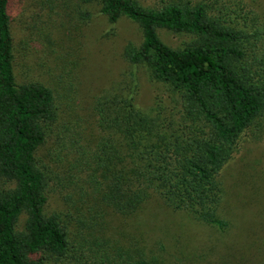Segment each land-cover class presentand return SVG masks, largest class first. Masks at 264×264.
I'll list each match as a JSON object with an SVG mask.
<instances>
[{
	"label": "trees",
	"instance_id": "1",
	"mask_svg": "<svg viewBox=\"0 0 264 264\" xmlns=\"http://www.w3.org/2000/svg\"><path fill=\"white\" fill-rule=\"evenodd\" d=\"M143 1L0 0V264L62 258L70 233L96 237L95 226L104 224L100 209L132 216L152 197L196 223L220 233L228 229L220 211L225 196L220 172L243 133L264 136V4ZM93 6L110 24L127 18L138 25L142 41L127 43L123 58L161 85L172 106L168 113L159 105L150 111L137 106L134 80L97 96V149L83 151L87 187L66 198L74 212L63 215L47 209L51 179L37 158L55 134L60 100L40 80L18 82L15 62L26 42H16L11 14L16 7L34 9L32 18L39 22L29 30V41L42 38V12L49 20L74 12L86 22ZM159 30L184 41L171 47ZM67 140L65 148L74 149L72 132ZM22 214L24 226L17 230ZM234 254L216 263L243 264ZM256 261L260 264L259 256L245 258L247 264Z\"/></svg>",
	"mask_w": 264,
	"mask_h": 264
},
{
	"label": "rangeland",
	"instance_id": "2",
	"mask_svg": "<svg viewBox=\"0 0 264 264\" xmlns=\"http://www.w3.org/2000/svg\"><path fill=\"white\" fill-rule=\"evenodd\" d=\"M244 1L252 8L264 4V0ZM153 2L143 1L150 6ZM33 10L21 12V7H16L11 14L16 42H26L17 52L15 71L18 82L40 80L59 97L60 119L55 134L47 139L37 158L51 179L48 211L66 215L68 211L74 212L66 198L87 187L83 151L95 153L97 149L95 98L113 85L126 86L134 80L136 104L143 110L150 111L159 105L165 109L163 113H168L172 105L161 85L123 58L127 43L142 41L136 23L121 18L110 24L94 6L88 8L91 17L86 22L80 21L74 12L64 19L53 16V20L42 12V38L28 41L29 30L37 21L32 18ZM158 33L171 47L184 41V37L166 30ZM69 130L77 145L67 150ZM219 176L225 190L220 211L229 222L226 232L196 223L165 207L158 197H152L132 216L100 209L98 216L104 224L95 226V238L76 230L69 234L67 254L62 258L50 256L45 263L193 264L191 260L195 258L204 259L203 264H217L220 256L235 253L243 264H247L245 258L258 256L260 264H264V136L257 139L251 131L243 133L232 159ZM25 218V214L20 216L17 230L23 229ZM90 240L99 246L90 245Z\"/></svg>",
	"mask_w": 264,
	"mask_h": 264
}]
</instances>
